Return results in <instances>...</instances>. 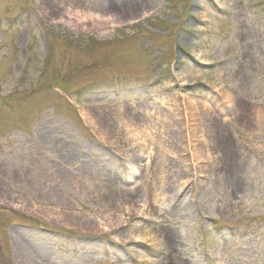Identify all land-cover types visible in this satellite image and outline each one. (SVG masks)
<instances>
[{"label": "rangeland", "instance_id": "374dc122", "mask_svg": "<svg viewBox=\"0 0 264 264\" xmlns=\"http://www.w3.org/2000/svg\"><path fill=\"white\" fill-rule=\"evenodd\" d=\"M0 264H264V0H0Z\"/></svg>", "mask_w": 264, "mask_h": 264}, {"label": "bare ground", "instance_id": "6f19581e", "mask_svg": "<svg viewBox=\"0 0 264 264\" xmlns=\"http://www.w3.org/2000/svg\"><path fill=\"white\" fill-rule=\"evenodd\" d=\"M220 94L223 98L224 101H226L227 104H231L232 103V98L230 97V95L226 92V90H220ZM262 113L258 111V116L261 115ZM195 129H193L194 132Z\"/></svg>", "mask_w": 264, "mask_h": 264}]
</instances>
